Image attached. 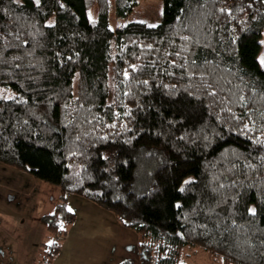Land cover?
<instances>
[{"label":"trees","instance_id":"trees-1","mask_svg":"<svg viewBox=\"0 0 264 264\" xmlns=\"http://www.w3.org/2000/svg\"><path fill=\"white\" fill-rule=\"evenodd\" d=\"M138 1L0 0V164L59 190L38 261L70 194L136 234L139 264H264V0H157L158 24L111 31Z\"/></svg>","mask_w":264,"mask_h":264},{"label":"crops","instance_id":"crops-1","mask_svg":"<svg viewBox=\"0 0 264 264\" xmlns=\"http://www.w3.org/2000/svg\"><path fill=\"white\" fill-rule=\"evenodd\" d=\"M6 198L13 199V204L6 203ZM17 198L0 197V261L2 260L0 264H37L35 260H38L39 257H36L40 251L38 245L40 246L46 237L45 226L41 223L40 216L50 214L55 204L48 213L41 214L34 210L35 223L27 224L20 221L22 216ZM32 200L35 204L39 202L35 197H32ZM65 205L73 219L57 253L47 264H119L125 259H129L133 264H139L136 234L131 229L121 226L110 211L87 199L70 194L65 195ZM29 208L28 205L27 209ZM36 221L41 226L36 225ZM13 225L25 229L26 235L22 240H14L10 231Z\"/></svg>","mask_w":264,"mask_h":264},{"label":"rangeland","instance_id":"rangeland-1","mask_svg":"<svg viewBox=\"0 0 264 264\" xmlns=\"http://www.w3.org/2000/svg\"><path fill=\"white\" fill-rule=\"evenodd\" d=\"M95 7L87 10V18L89 21L95 19ZM161 16V6L160 2L157 0H141L137 2L135 8L131 13L124 19H115L113 17L112 11L108 14V27L111 31H115L121 26L129 22H139L146 26H154L159 23ZM259 52L256 56L259 67L264 71V64L261 63L264 60V30L259 39ZM7 94L6 97H10ZM59 195L58 187L55 185L46 183L44 181L38 180L27 173L17 171L0 164V197H18L20 205L21 220L23 223L33 224L35 223L34 210L42 213H48L52 211L53 205L56 203L57 197ZM35 197L39 200L37 204L32 200ZM13 199L8 200L6 198V203L13 204ZM30 206L29 210L27 206ZM32 205V206H31ZM37 208L35 209V207ZM25 207V208H24ZM24 211V212H23ZM16 220V219H15ZM6 222V220L4 219ZM12 221V219H10ZM21 224V223H20ZM41 226L40 223L36 221V225ZM24 226V224H21ZM19 226V225H18ZM39 230L38 228H36ZM12 236L15 239H23L26 235L25 229L16 228L15 225L10 229ZM43 241L47 243L49 241L48 237H44ZM17 243H19L17 241ZM38 249H43L38 245ZM38 252V250H37ZM36 258H42V253L39 251ZM44 258V256H43ZM42 258V259H43ZM37 264H47V260H35ZM2 262V260L0 261ZM179 264H222L221 260L212 255H208L204 250L197 247H185L181 250V254L178 260Z\"/></svg>","mask_w":264,"mask_h":264},{"label":"snow or ice","instance_id":"snow-or-ice-1","mask_svg":"<svg viewBox=\"0 0 264 264\" xmlns=\"http://www.w3.org/2000/svg\"><path fill=\"white\" fill-rule=\"evenodd\" d=\"M262 64H264V60L261 61ZM252 214H255L254 210H251Z\"/></svg>","mask_w":264,"mask_h":264},{"label":"built area","instance_id":"built-area-1","mask_svg":"<svg viewBox=\"0 0 264 264\" xmlns=\"http://www.w3.org/2000/svg\"><path fill=\"white\" fill-rule=\"evenodd\" d=\"M41 264V263H40ZM43 264V263H42Z\"/></svg>","mask_w":264,"mask_h":264}]
</instances>
